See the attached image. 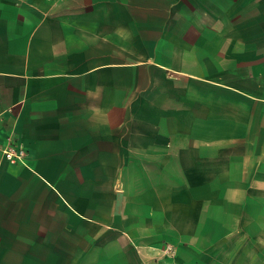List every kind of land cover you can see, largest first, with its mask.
I'll return each instance as SVG.
<instances>
[{
	"label": "crops",
	"instance_id": "0c3cea01",
	"mask_svg": "<svg viewBox=\"0 0 264 264\" xmlns=\"http://www.w3.org/2000/svg\"><path fill=\"white\" fill-rule=\"evenodd\" d=\"M0 117V264H264V0H0Z\"/></svg>",
	"mask_w": 264,
	"mask_h": 264
},
{
	"label": "built area",
	"instance_id": "2783aa9c",
	"mask_svg": "<svg viewBox=\"0 0 264 264\" xmlns=\"http://www.w3.org/2000/svg\"><path fill=\"white\" fill-rule=\"evenodd\" d=\"M0 153L4 159L12 164H22L27 157L26 150L17 143L12 132L7 133V135L3 137L0 131Z\"/></svg>",
	"mask_w": 264,
	"mask_h": 264
},
{
	"label": "rangeland",
	"instance_id": "374dc122",
	"mask_svg": "<svg viewBox=\"0 0 264 264\" xmlns=\"http://www.w3.org/2000/svg\"><path fill=\"white\" fill-rule=\"evenodd\" d=\"M231 236H232V238H235L236 236H239V235H237V234H232ZM260 241H261V242H264V234H261V235H260Z\"/></svg>",
	"mask_w": 264,
	"mask_h": 264
}]
</instances>
